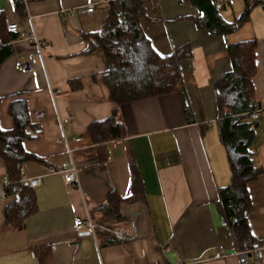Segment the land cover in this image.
I'll return each instance as SVG.
<instances>
[{"label": "crops", "instance_id": "obj_1", "mask_svg": "<svg viewBox=\"0 0 264 264\" xmlns=\"http://www.w3.org/2000/svg\"><path fill=\"white\" fill-rule=\"evenodd\" d=\"M109 1L32 0L21 13L13 0H0L6 25L19 26L18 32L4 33L12 52L0 62V128H13L10 105L25 101L30 138L23 146L42 161H25L21 171L43 179L30 188L36 211L21 228L9 225L5 215L15 195L0 199V264H242L217 206L231 167L219 136L214 81L232 68L228 43L256 39L255 162L264 170V0L227 36L204 26L198 0H146L140 24L153 48L164 56L188 45L191 56L181 61L182 80L174 92L120 106L109 97L105 52L90 50L84 37L103 29ZM213 1L228 22L245 8V0ZM89 3H99L97 13L70 14ZM32 32L50 48L39 53L28 37ZM31 55L34 70L17 67V60L29 61ZM50 86L61 92L53 95ZM115 109L126 137L91 144L89 125ZM41 111L45 117L35 120L34 113ZM71 159L77 163L78 183L66 181L65 165ZM135 175L140 194L133 198ZM6 177L0 156V185ZM248 190L249 226L258 243L264 241V175L250 181ZM113 193L128 200L117 205L121 216L111 225L134 231L136 237L119 240L102 230L94 236L87 227H76V220L88 213L105 225L110 215L103 206ZM260 261L264 264V251Z\"/></svg>", "mask_w": 264, "mask_h": 264}, {"label": "trees", "instance_id": "obj_2", "mask_svg": "<svg viewBox=\"0 0 264 264\" xmlns=\"http://www.w3.org/2000/svg\"><path fill=\"white\" fill-rule=\"evenodd\" d=\"M29 1L32 0H13V3L17 10L24 13ZM261 1L245 0L243 12L232 22L221 17L216 1L198 0L197 3L205 13L204 26L227 36L249 20L252 7ZM145 3L146 0H110L106 4L103 29L84 34L90 42V50L102 49L105 52L108 62L105 81L109 87V97L119 106L174 92L182 80L181 61L191 56L188 45L180 46L164 56L153 48L140 24L146 14ZM6 30L9 31L5 15L0 12V39L3 42L0 43V62L12 52L9 45L11 40L7 41L4 36ZM256 47V39L228 43L232 68L214 81L219 136L227 150L231 167L230 182L219 188L217 206L239 251L257 244L249 226L252 200L248 183L264 175L263 167L255 162L259 107L254 102L252 79L257 72ZM10 113L14 119L13 128L7 131L0 128V156L5 162L9 180L5 189L7 195H15V200L5 208V215L9 225L21 228L23 220L36 211L34 192L20 180L22 164L28 160L42 159L27 152L23 146V142L30 138L25 131L30 125L26 102H12ZM124 137L125 123L118 109L114 110L112 116L91 123L87 131L89 142L101 146ZM101 158L107 160L108 152L102 153ZM139 194V181L135 175L133 198ZM126 200L116 193L110 195L107 207L103 206L107 208L110 219H104L103 224L111 225L113 219L121 216L117 205Z\"/></svg>", "mask_w": 264, "mask_h": 264}, {"label": "built area", "instance_id": "obj_3", "mask_svg": "<svg viewBox=\"0 0 264 264\" xmlns=\"http://www.w3.org/2000/svg\"><path fill=\"white\" fill-rule=\"evenodd\" d=\"M184 2V0H182ZM226 2V0H221V3ZM99 3H89L88 5L84 6H78L74 9H71L69 12L70 14H86V15H93L97 13V5ZM8 30L10 32H18L19 31V26L16 23L10 24L8 26ZM32 42H33V47L39 51V53H42L43 50H48L50 48V44L46 41H41L38 39L36 34L32 32L28 36ZM0 43L2 44V40L0 39ZM32 56L29 61L25 60H17V67L20 69H28V70H34V64L32 62ZM51 92L53 95H57V93L61 92L60 88H55L50 86ZM45 117V112H35L34 113V118L37 121H40L42 118ZM66 121V119H64ZM76 141H80L81 138L77 137L75 138ZM65 175H66V181L69 183H78V171H77V163L71 159L69 163L65 165ZM20 180L28 185L31 188H35L40 186L43 183V179L41 177H29L24 171H21L20 175ZM9 180L7 177L4 179L3 183L0 185V199L3 197L7 196L6 192V185L8 184ZM76 227L78 229H84L87 227V231L94 236L97 235L99 230L109 232L113 234L114 237H116L119 240H129L137 236L136 232L129 233V231H125L121 228H117L113 225H102L93 220L91 217L90 213H88L86 219H81L78 218L76 220ZM264 251V241L258 242L255 246L247 249V250H242L239 252V257L241 259L242 264H261L260 261V256L262 255Z\"/></svg>", "mask_w": 264, "mask_h": 264}, {"label": "rangeland", "instance_id": "obj_4", "mask_svg": "<svg viewBox=\"0 0 264 264\" xmlns=\"http://www.w3.org/2000/svg\"><path fill=\"white\" fill-rule=\"evenodd\" d=\"M219 4V2H217Z\"/></svg>", "mask_w": 264, "mask_h": 264}]
</instances>
